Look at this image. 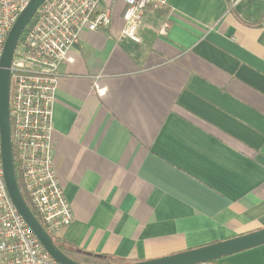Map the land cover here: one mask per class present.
<instances>
[{"label":"crops","instance_id":"0c3cea01","mask_svg":"<svg viewBox=\"0 0 264 264\" xmlns=\"http://www.w3.org/2000/svg\"><path fill=\"white\" fill-rule=\"evenodd\" d=\"M103 6L110 27L59 67L61 245L127 264L264 229V0H168L140 44L120 39L125 1ZM214 264H264V245Z\"/></svg>","mask_w":264,"mask_h":264},{"label":"built area","instance_id":"2783aa9c","mask_svg":"<svg viewBox=\"0 0 264 264\" xmlns=\"http://www.w3.org/2000/svg\"><path fill=\"white\" fill-rule=\"evenodd\" d=\"M31 0H0V60L6 39ZM104 0H48L37 11L33 26L14 52L10 78V119L13 151L26 195L37 218L57 237L72 224L66 199L53 163V107L59 67L73 62L70 51L83 31L107 29L112 10ZM120 39L140 44L144 14L163 11L168 0H124ZM166 21L159 29L166 36ZM99 95L105 89L98 90ZM0 264H58L44 250L13 205L4 179L0 135ZM214 264V262L206 263Z\"/></svg>","mask_w":264,"mask_h":264},{"label":"water","instance_id":"95a60500","mask_svg":"<svg viewBox=\"0 0 264 264\" xmlns=\"http://www.w3.org/2000/svg\"><path fill=\"white\" fill-rule=\"evenodd\" d=\"M46 1L48 0H31L29 2L26 9L19 15L13 25L4 44L0 60V135L4 179L13 205L51 258L58 264H81L64 254L55 244L52 236L47 232L26 202L15 170L10 119V69L14 52L23 32L35 17L38 9ZM262 245H264V229L196 249H190L182 253L127 264H206Z\"/></svg>","mask_w":264,"mask_h":264},{"label":"trees","instance_id":"16d2710c","mask_svg":"<svg viewBox=\"0 0 264 264\" xmlns=\"http://www.w3.org/2000/svg\"><path fill=\"white\" fill-rule=\"evenodd\" d=\"M35 18L36 16L33 18V20L30 22V24L27 26V28L25 29V31L23 32V35L21 36V40L23 41V39L25 38L27 32L31 29V27L33 26L34 22H35ZM14 160H15V170H16V176H17V180L21 189V192L26 200V202L28 203V205L30 206V208L32 209V211L34 212V214L37 216V213L35 212V210H33L32 205L26 195L23 183H22V178H21V172L19 169V164L17 161V154L14 151ZM38 217V216H37ZM52 238L54 239L55 244L60 248V250H62V252L64 254H66L68 257L72 258L73 260L81 263V264H126L124 261H120L117 259H114L112 257H104V256H96V255H91V254H86V253H82V252H78V251H74L71 249H67L65 248L63 245H61L60 240L58 238H56L54 235H51Z\"/></svg>","mask_w":264,"mask_h":264}]
</instances>
